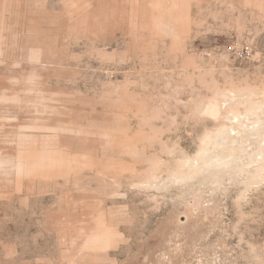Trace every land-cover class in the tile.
I'll return each mask as SVG.
<instances>
[{
	"label": "rangeland",
	"instance_id": "obj_1",
	"mask_svg": "<svg viewBox=\"0 0 264 264\" xmlns=\"http://www.w3.org/2000/svg\"><path fill=\"white\" fill-rule=\"evenodd\" d=\"M255 124L264 0H0V264H264Z\"/></svg>",
	"mask_w": 264,
	"mask_h": 264
},
{
	"label": "bare ground",
	"instance_id": "obj_2",
	"mask_svg": "<svg viewBox=\"0 0 264 264\" xmlns=\"http://www.w3.org/2000/svg\"><path fill=\"white\" fill-rule=\"evenodd\" d=\"M254 108V107H253ZM258 111V110H257ZM240 118V117H239ZM262 119V118H261ZM240 125V124H239ZM223 128V127H222ZM240 128V127H239ZM244 129V128H243ZM254 129H255V131L256 132H258V133H261V134H259V135H264V126L262 125V126H260L259 124H255L254 125ZM229 130V129H228ZM239 130H241V128L239 129ZM230 131H234L233 129L232 130H230ZM243 131V130H242ZM242 131H238V133H235L234 135H240V136H242ZM220 133V135H219V137H218V142H219V147L220 148H222L223 150H222V154H217V156H216V158H209V159H207L206 160V164L204 165V168H223V167H227V166H230V165H233L235 162H236V156L234 157V155L233 154H231L230 152L228 153V150H229V147H231V149H232V147L236 144V143H238V138H232L231 136V132H229V131H226L225 129L223 130V131H221V132H219ZM247 133V132H246ZM245 135V134H244ZM258 135V134H257ZM218 136V135H217ZM254 136V135H253ZM256 136V135H255ZM237 137V136H236ZM262 137V136H261ZM211 138V137H210ZM264 138V137H263ZM249 139H250V137H249ZM257 139V138H256ZM258 139H259V136H258ZM208 140H210V139H208ZM255 143V142H254ZM245 144V143H244ZM260 144V143H259ZM238 145V144H237ZM255 145H256V143H255ZM262 147V150H261V152L262 153H260V154H258L255 158L256 159H251L252 160V163H255V165H257V163L258 164H262V163H264V158H260L261 156H264V140H263V143H262V145H261ZM228 148V149H227ZM260 148V149H261ZM237 149H238V146H237ZM234 150H236L235 148H234ZM242 150V149H241ZM241 150H238V151H241ZM231 151H233V149L231 150ZM235 152H237V151H235ZM248 152V151H247ZM207 153H209V152H207L206 151V154ZM233 153V152H232ZM242 153V152H241ZM244 153V152H243ZM204 154V153H203ZM206 154H205V156H206ZM253 156H255L254 154H252ZM204 156V157H205ZM203 157V158H204ZM251 157V156H250ZM263 159V160H262ZM258 160V161H257ZM255 165H253V166H255ZM190 174V173H189ZM194 175V174H193ZM190 176V175H189ZM191 177V176H190ZM182 181V180H181Z\"/></svg>",
	"mask_w": 264,
	"mask_h": 264
}]
</instances>
